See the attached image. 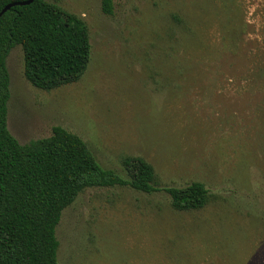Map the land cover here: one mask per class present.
<instances>
[{"label":"rangeland","instance_id":"1","mask_svg":"<svg viewBox=\"0 0 264 264\" xmlns=\"http://www.w3.org/2000/svg\"><path fill=\"white\" fill-rule=\"evenodd\" d=\"M90 41L81 77L44 90L5 65L6 124L20 142L59 125L124 175L140 156L158 190L87 187L55 227L58 264H264V0H48ZM200 181L201 208L176 210L164 186Z\"/></svg>","mask_w":264,"mask_h":264},{"label":"trees","instance_id":"2","mask_svg":"<svg viewBox=\"0 0 264 264\" xmlns=\"http://www.w3.org/2000/svg\"><path fill=\"white\" fill-rule=\"evenodd\" d=\"M14 1L0 0L1 8ZM103 13L113 0H100ZM19 44L23 75L50 90L78 80L90 59L84 21L48 0L13 5L0 16V264H58L55 227L62 210L87 187L159 189L153 166L140 156L121 159L124 175L102 167L77 134L55 125L46 137L20 143L7 129L5 58ZM176 210L203 207L210 192L200 181L164 186Z\"/></svg>","mask_w":264,"mask_h":264},{"label":"water","instance_id":"3","mask_svg":"<svg viewBox=\"0 0 264 264\" xmlns=\"http://www.w3.org/2000/svg\"><path fill=\"white\" fill-rule=\"evenodd\" d=\"M30 2H32V0H22V1H14V2H9L7 4H5L1 10H0V16L7 10L9 9L11 6L13 5H25V4H29Z\"/></svg>","mask_w":264,"mask_h":264}]
</instances>
